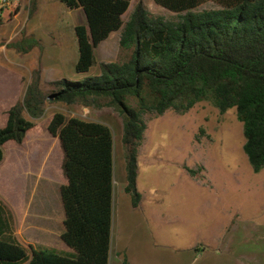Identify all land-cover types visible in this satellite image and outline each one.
Returning <instances> with one entry per match:
<instances>
[{"label": "rangeland", "instance_id": "rangeland-1", "mask_svg": "<svg viewBox=\"0 0 264 264\" xmlns=\"http://www.w3.org/2000/svg\"><path fill=\"white\" fill-rule=\"evenodd\" d=\"M139 1L154 14L176 16L155 0H131L124 21ZM16 2L1 12L0 66L8 71L0 72V127L6 124L8 109L24 97L35 72H40L42 89L51 93L52 81L83 80L99 73L100 62L125 57L118 30L97 47V64L87 73L77 72L75 27L85 22L83 11L70 9L60 0H33L32 7L30 0ZM213 7L209 2L200 9ZM24 39L25 44L33 43L27 52L7 45ZM56 112L101 121L113 129L110 264H122L124 258L129 264L138 243L167 242L179 248L198 241L204 249H225L231 254H210L193 264H239L233 255H240L242 264H264V167L254 171L244 152L243 123L236 109L221 113L210 101H201L184 114L167 110L158 116L145 115L147 129L137 158V186L143 204L138 207L132 206L131 196L120 182L126 171L119 113L111 107L49 103L23 143L8 141L4 145L5 159L0 164V199L13 212L14 232L24 245L63 254L73 251L61 238L65 214L59 189L66 183L63 151L58 138L47 129ZM186 167L197 172L192 175Z\"/></svg>", "mask_w": 264, "mask_h": 264}, {"label": "trees", "instance_id": "trees-1", "mask_svg": "<svg viewBox=\"0 0 264 264\" xmlns=\"http://www.w3.org/2000/svg\"><path fill=\"white\" fill-rule=\"evenodd\" d=\"M60 1L81 9L85 17L75 27L77 72L87 73L97 64V47L118 30L125 57L100 62L99 73L83 80L52 81L51 93L42 89L40 72H35L24 97L8 109L6 124L0 127V164L4 145L23 143L49 103L111 107L123 118L125 191L132 206L138 207L142 194L137 187V158L147 129L145 115L167 110L184 114L197 103L210 101L221 113L236 109L243 123L244 152L254 171L264 167V0H155L176 13L171 18L152 13L139 1L126 21L123 15L131 0ZM209 2L215 7L200 9ZM25 42L12 40L7 45L27 52L33 43ZM47 129L63 151L61 238L73 251L63 254L24 245L15 235L13 212L0 199V264H110L113 129L62 112L52 116ZM186 169L192 175L197 172ZM123 264H128L126 258Z\"/></svg>", "mask_w": 264, "mask_h": 264}, {"label": "crops", "instance_id": "crops-1", "mask_svg": "<svg viewBox=\"0 0 264 264\" xmlns=\"http://www.w3.org/2000/svg\"><path fill=\"white\" fill-rule=\"evenodd\" d=\"M10 1L12 2L13 0H10ZM15 3H16V0H15ZM8 11L10 13V18H13V12H12L13 10L11 11V9L9 8ZM1 12H0V18L2 19ZM17 15L18 13L15 14L16 17ZM2 48H3V45L0 46V50ZM5 70H6L5 68H2L0 66V72H5ZM141 149H142V145L139 148L138 154L141 152ZM124 168H125V162H124ZM184 172L190 175L186 170ZM120 182L125 189L126 187L125 174L122 176ZM140 204L141 206L143 204V194H142V199H141ZM122 248L123 250H126L125 246ZM173 248L176 250H174ZM167 249H171L173 251L169 252V250ZM195 250L196 252H194ZM226 252L227 253L230 252L231 254L230 250H225V249H214V250H210L209 248L204 249V246L199 241L197 243H193V244L191 243L190 246H186V247L181 246L179 248L172 247L168 245L167 242L156 243V244L138 243L137 249L135 250V252L131 253V258H128V259H129V264H193L195 261L203 258L204 256H209L211 254L213 256L221 257L220 255ZM119 254L120 252L117 253V255ZM231 257H233V259L237 263L242 264V259L240 255H236V256L233 255ZM122 264H123V260H122Z\"/></svg>", "mask_w": 264, "mask_h": 264}, {"label": "built area", "instance_id": "built-area-1", "mask_svg": "<svg viewBox=\"0 0 264 264\" xmlns=\"http://www.w3.org/2000/svg\"><path fill=\"white\" fill-rule=\"evenodd\" d=\"M14 2L13 1L11 2L10 0H0V12L3 11V7L8 6V5H13ZM16 3H14V5Z\"/></svg>", "mask_w": 264, "mask_h": 264}, {"label": "water", "instance_id": "water-1", "mask_svg": "<svg viewBox=\"0 0 264 264\" xmlns=\"http://www.w3.org/2000/svg\"><path fill=\"white\" fill-rule=\"evenodd\" d=\"M50 99H54V95H51V96H50Z\"/></svg>", "mask_w": 264, "mask_h": 264}]
</instances>
